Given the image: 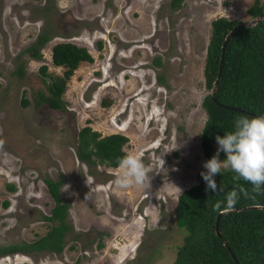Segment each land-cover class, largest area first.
<instances>
[{
    "label": "rangeland",
    "instance_id": "1",
    "mask_svg": "<svg viewBox=\"0 0 264 264\" xmlns=\"http://www.w3.org/2000/svg\"><path fill=\"white\" fill-rule=\"evenodd\" d=\"M171 2L0 0V246L32 241L49 227L43 215L53 199L44 176L63 175L59 194L68 203L60 252L14 251L0 254V264L172 261L182 236L174 224L177 195L197 182L208 160L199 132L210 20L221 15L249 22L253 0ZM39 32L49 39L34 58L24 48ZM56 41L83 45L92 55L66 81L61 110L37 101L44 89L39 65L62 70L50 61ZM83 125L101 135L124 134L122 148L143 159L150 186L121 187L118 166L77 159Z\"/></svg>",
    "mask_w": 264,
    "mask_h": 264
},
{
    "label": "trees",
    "instance_id": "2",
    "mask_svg": "<svg viewBox=\"0 0 264 264\" xmlns=\"http://www.w3.org/2000/svg\"><path fill=\"white\" fill-rule=\"evenodd\" d=\"M180 0H172L178 4ZM264 7V1L253 0L247 12L257 16ZM239 20L217 16L210 20V32L206 44L202 68L203 82L208 90L201 98L205 119L199 132V145L204 157L210 159L216 152L215 137L234 129L236 119L241 116L254 118L264 116V16L252 25H239L228 38L222 57V65L213 98L210 90L216 75L220 45L224 35ZM49 39L39 32L34 41L24 50L34 58L40 57L41 46ZM98 49L101 47L97 41ZM158 59V56H156ZM92 55L83 45L71 41H56L50 48V61L62 68L60 73L46 71V65H39L44 75V89L38 91L37 101L44 102L51 109H64L66 102L63 91L73 69L81 61H91ZM21 67L13 72L21 75ZM232 106L226 108L215 101ZM103 104H107L102 101ZM26 103V100H22ZM239 108V109H236ZM127 137L120 132L101 135L89 125L81 126L76 133L75 156L89 164L116 167L120 157L127 154L122 148ZM221 159L225 156L220 153ZM235 173L222 170L214 177L217 192L206 191V183L199 176L196 183L181 190L174 204V224L182 228L180 243L169 264H264V186L260 194L251 192L252 185L243 179L234 180ZM63 175L56 179L43 177V182L53 205L43 218L50 222L47 230L32 241L7 243L0 246V254L14 251L47 250L58 253L63 248V237L67 229L65 221L68 203L59 194ZM13 188L10 183L6 184ZM245 189L234 210L222 211L217 219L219 235L215 233L214 222L219 211L214 210L217 201H223L226 194L236 189ZM7 201H4V205ZM260 207H246L248 205ZM101 242L97 243L100 247Z\"/></svg>",
    "mask_w": 264,
    "mask_h": 264
},
{
    "label": "clouds",
    "instance_id": "3",
    "mask_svg": "<svg viewBox=\"0 0 264 264\" xmlns=\"http://www.w3.org/2000/svg\"><path fill=\"white\" fill-rule=\"evenodd\" d=\"M218 145L215 154L203 162L206 171L200 173L206 183V191L217 192L218 185L214 177L222 170L235 173L234 180L243 179L252 185L251 192L260 194L264 186V116L248 118L241 116L236 119L234 129L215 137ZM225 154L223 160L219 159L220 153ZM163 162V160H162ZM164 163V162H163ZM119 171L115 183L121 187L138 185L148 187L149 171L143 159L136 154L127 153L117 161ZM247 198L249 192L243 188L239 191H229L223 201H217L215 211H220L223 205L225 213L234 210L240 194Z\"/></svg>",
    "mask_w": 264,
    "mask_h": 264
},
{
    "label": "water",
    "instance_id": "4",
    "mask_svg": "<svg viewBox=\"0 0 264 264\" xmlns=\"http://www.w3.org/2000/svg\"><path fill=\"white\" fill-rule=\"evenodd\" d=\"M264 16V7L262 9V11L255 17H253L252 20H250L249 22H242V21H238L231 29L228 30V32L224 35V38L221 42V45H220V54H219V62H218V67H217V71H216V75H215V78L213 80V85H212V88L210 90V97L212 99L213 98V90L216 86V83H217V80H218V76H219V72H220V69H221V65H222V57H223V51H224V47H225V44L228 40V38L231 36L232 32L237 28V26L239 25H252V24H255L259 19H261L262 17ZM215 101V100H214ZM217 104L219 105H222L226 108H234L232 106H229V105H226V104H223L221 102H218V101H215ZM236 109H239V108H236ZM261 205H257V204H254V205H248L246 207H260ZM264 207V206H262ZM223 211V210H222ZM222 211H219L217 214H216V217H215V222H214V230H215V233L217 235H219V229H218V225H217V219H218V216L219 214L222 212ZM236 261V264H238L237 260Z\"/></svg>",
    "mask_w": 264,
    "mask_h": 264
}]
</instances>
